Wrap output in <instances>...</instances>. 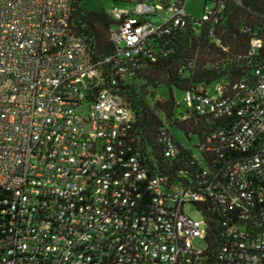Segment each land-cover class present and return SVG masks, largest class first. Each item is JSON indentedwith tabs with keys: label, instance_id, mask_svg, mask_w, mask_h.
Wrapping results in <instances>:
<instances>
[{
	"label": "built area",
	"instance_id": "built-area-1",
	"mask_svg": "<svg viewBox=\"0 0 264 264\" xmlns=\"http://www.w3.org/2000/svg\"><path fill=\"white\" fill-rule=\"evenodd\" d=\"M126 1L107 10L115 52L95 62L73 30L74 0H0V264H264V35L240 24L249 77L184 93L191 113L224 122L189 147V174L172 175L180 152L169 123L155 140L167 162L150 168L113 86L155 61L147 45L169 29L210 24L213 37L226 5L210 0L193 18L187 0ZM161 11L162 24H152ZM204 196L227 219L215 251Z\"/></svg>",
	"mask_w": 264,
	"mask_h": 264
},
{
	"label": "trees",
	"instance_id": "trees-1",
	"mask_svg": "<svg viewBox=\"0 0 264 264\" xmlns=\"http://www.w3.org/2000/svg\"><path fill=\"white\" fill-rule=\"evenodd\" d=\"M91 1L97 2L99 7L95 10L87 9L86 6ZM100 1L102 0H74L71 18L75 34L86 40L95 62L104 61L115 52V47L109 40L112 19L107 10L101 7ZM109 1L127 3L126 0ZM208 1L210 0H205V3ZM224 2L226 8L219 23L213 26V37L209 33L210 24L204 25L198 31L191 26L169 29L168 33L151 39L147 45L154 52L155 61L145 60L139 67L134 68L129 81L113 86L130 109L134 146L140 150L150 168L156 166V163L161 167L163 162H167L155 141L158 129L165 120L169 126L181 130L189 140L192 135H197L198 144L205 143L210 134L223 127V119L198 116L191 113L188 107L185 109V114H189L186 119H180L184 113L176 117L178 104L173 96L174 89L185 93L201 86H211L218 81H236L249 77V68L238 58L248 48V38L240 32L239 27L240 24H246L261 36L264 35V0ZM216 39L220 44L216 43ZM260 55L264 61V47ZM101 68L109 81L112 64H102ZM137 80L142 81V85H138ZM159 85L167 88L168 98L164 102L151 103L152 92H148L147 87L155 89ZM198 144L192 147L197 149ZM178 145L180 153L177 159L171 161L167 172L174 175L177 168L185 167L189 174L185 162L190 158L191 149L181 146L180 143ZM148 151L153 156V162L147 159ZM201 155L212 170L221 169L222 160L219 157L206 156L204 153ZM165 167L167 169V165ZM159 169L164 171L165 168ZM201 206L204 208L203 215L207 223V242L215 251L224 240L223 221L227 219L222 217L218 207L211 206L206 196ZM230 218L234 219L233 216H228Z\"/></svg>",
	"mask_w": 264,
	"mask_h": 264
},
{
	"label": "rangeland",
	"instance_id": "rangeland-1",
	"mask_svg": "<svg viewBox=\"0 0 264 264\" xmlns=\"http://www.w3.org/2000/svg\"><path fill=\"white\" fill-rule=\"evenodd\" d=\"M100 5L102 8L106 10H111L113 7L117 6L118 4L113 1L109 0H102L100 1ZM126 7L130 6L129 4L125 5ZM87 9L89 10H95L99 7V4L95 1H91L87 4ZM213 7V3L211 1H208L205 3V0H187L185 4V11L186 14L193 18H201L204 11L206 9H211ZM165 15V12H159L157 15L154 16H148L149 21L152 24H162L163 17ZM138 85H142V81L137 80L136 81ZM214 84L209 87V92L212 91ZM148 92H152V95L150 97V102L153 103L155 101H161L164 102L168 98V90L164 85H159L158 88L150 89V87H147ZM173 96L175 101L177 102L178 106L176 108V117H180L181 113L185 114V109L187 108L186 104L183 102V96L184 92L179 90H173ZM170 130L173 133L175 140L178 141L181 145H184L186 147H190L192 145H196L199 143V138L197 135H192L191 139L189 140L182 132L181 130L175 128L174 126H170ZM185 211L194 219H199L200 215L192 208H185Z\"/></svg>",
	"mask_w": 264,
	"mask_h": 264
}]
</instances>
